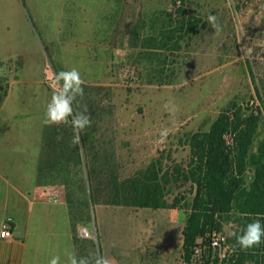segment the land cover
<instances>
[{
    "label": "rangeland",
    "instance_id": "rangeland-1",
    "mask_svg": "<svg viewBox=\"0 0 264 264\" xmlns=\"http://www.w3.org/2000/svg\"><path fill=\"white\" fill-rule=\"evenodd\" d=\"M171 1L0 0V76L19 55L22 67L6 76L29 77L30 104L36 107L53 71L77 69L111 108L100 141L111 142L121 177L156 161L159 175L175 166L185 169L190 136L207 131L227 105L248 113L247 101L253 99L256 114H264V0H184L185 18L194 24L179 33L175 50H167L158 40L169 25L165 13ZM209 15L219 30L208 23ZM130 71L134 79L125 83ZM263 132L249 154L256 152ZM166 188L167 203L177 193L188 200L184 182ZM181 206L93 207L87 236L80 228L77 233L93 241L95 253L108 264H180ZM238 234L235 217L222 221L217 235L224 254L235 250Z\"/></svg>",
    "mask_w": 264,
    "mask_h": 264
},
{
    "label": "trees",
    "instance_id": "trees-1",
    "mask_svg": "<svg viewBox=\"0 0 264 264\" xmlns=\"http://www.w3.org/2000/svg\"><path fill=\"white\" fill-rule=\"evenodd\" d=\"M185 13L183 5L173 14L165 13L169 25L159 32L158 42L162 48L175 50V39L181 37L179 33H186L193 26L194 23L185 18ZM83 89V96L77 97L73 110L75 114L87 107L91 126L80 134L83 151L79 150L80 146L75 147L74 164L79 175L84 176L80 180L86 181V193L81 194L86 204L156 210L176 208L182 202L184 206L178 212L183 223L180 264H264V237L259 246L247 250H242L237 244L231 254L223 253L222 242L212 244L226 218L235 217L238 236L243 234L247 224L255 220H259L264 228V132L256 152L248 153L260 129L264 131V114L245 113L230 103L216 116L207 131L190 136L185 169L175 166L170 172L159 175V161H156L133 175L121 177L111 142L100 141L101 123L110 118L111 108L103 105L97 86L83 84ZM256 99L263 104L259 95ZM227 132L232 134L230 146H226L223 140ZM59 133L60 139L72 140L71 124ZM64 154L66 152L61 147L56 156ZM70 155L72 158V150ZM178 181L188 186V200L184 194L177 193L169 198V204L166 186ZM63 199L68 207L73 206L75 200L81 202L79 194L67 193ZM70 232L78 252L84 243L95 252L93 241L74 236L72 220Z\"/></svg>",
    "mask_w": 264,
    "mask_h": 264
},
{
    "label": "crops",
    "instance_id": "crops-1",
    "mask_svg": "<svg viewBox=\"0 0 264 264\" xmlns=\"http://www.w3.org/2000/svg\"><path fill=\"white\" fill-rule=\"evenodd\" d=\"M198 53L199 64L203 52ZM21 67L17 55L0 76V223L5 217L11 219V237L0 239V264H49L57 256L59 264H69L70 255L91 259L96 253L87 243L79 252L73 245L70 220L74 236L80 237L79 228L88 231L89 210L104 205L86 206L81 197L86 193V181L80 180L84 176L74 164L76 146L71 139L59 138V131L70 122L51 126L43 123L53 93L51 81L43 88L39 105L31 106L29 77L6 76ZM196 76L203 73L197 69ZM61 147L66 154L56 156ZM67 193L79 194L81 202L75 200L68 207L63 199Z\"/></svg>",
    "mask_w": 264,
    "mask_h": 264
},
{
    "label": "clouds",
    "instance_id": "clouds-1",
    "mask_svg": "<svg viewBox=\"0 0 264 264\" xmlns=\"http://www.w3.org/2000/svg\"><path fill=\"white\" fill-rule=\"evenodd\" d=\"M207 19L208 23L214 29L219 30L215 16L209 15ZM83 84L84 81L79 71L75 68L70 71L54 73L51 78L53 93L50 102L47 104L45 118L43 120V123L49 126L70 122L73 132L72 144L80 146L79 150L81 152L83 148L80 134L91 126V118L90 115L86 114L88 112L87 107L83 111L74 114L73 103L77 100V97L83 96ZM169 111L174 113L176 111L175 106L169 108ZM69 118H71L70 121ZM167 135V130L161 133V143L164 142ZM262 237H264V228L261 227L259 220H255L247 224L243 234L236 236V240L242 250H247L259 246ZM49 264H59V257H53L49 261ZM69 264H108V261L100 254L94 255L91 259L88 257H80L77 259L75 255H70Z\"/></svg>",
    "mask_w": 264,
    "mask_h": 264
},
{
    "label": "built area",
    "instance_id": "built-area-1",
    "mask_svg": "<svg viewBox=\"0 0 264 264\" xmlns=\"http://www.w3.org/2000/svg\"><path fill=\"white\" fill-rule=\"evenodd\" d=\"M183 1L184 0H172L171 1V6L169 9L170 13H174L177 8L181 7L183 5ZM134 76L132 74V71H130L129 73L124 75V82L127 83L130 80H133ZM250 111H252L253 113H257V102L253 99H250L247 101L246 104ZM47 107V104H46ZM223 140H224V144L226 146H230L232 144V134L227 132L223 135ZM10 223H11V219L9 217H5L1 223H0V239H9L11 237V231H10ZM80 234L82 236H87V231L86 230H82L80 232ZM222 241V238H220L218 235H215L212 239V244L215 245L219 242Z\"/></svg>",
    "mask_w": 264,
    "mask_h": 264
}]
</instances>
